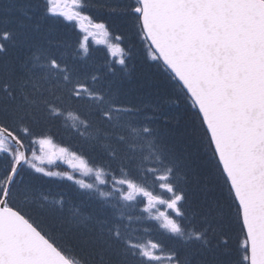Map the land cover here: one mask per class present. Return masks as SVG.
Masks as SVG:
<instances>
[{
    "label": "snow or ice",
    "instance_id": "snow-or-ice-1",
    "mask_svg": "<svg viewBox=\"0 0 264 264\" xmlns=\"http://www.w3.org/2000/svg\"><path fill=\"white\" fill-rule=\"evenodd\" d=\"M49 15L79 28L71 60ZM126 39L160 103L123 89ZM68 122L80 154L46 151ZM65 158L94 181L43 166ZM0 264H264V0H0Z\"/></svg>",
    "mask_w": 264,
    "mask_h": 264
},
{
    "label": "trees",
    "instance_id": "trees-1",
    "mask_svg": "<svg viewBox=\"0 0 264 264\" xmlns=\"http://www.w3.org/2000/svg\"><path fill=\"white\" fill-rule=\"evenodd\" d=\"M103 16L105 20H96L95 22H106V27H108L110 35L108 36L112 43H115V35L118 34V29L116 25L119 23L118 18H113L109 15L107 10L103 12ZM75 22H69L64 20L63 17L59 16H51L49 15L46 22L44 23V29L47 30L51 28V32L49 33V37L55 41H61L64 44L68 45V54L69 59L71 60V52L72 49L76 46V34L79 33V28L73 27ZM123 29V25L120 26V30ZM97 38H89L90 50L89 56L86 57V60L89 64H102L105 58V54L107 52V45L103 42L97 43ZM122 47H125L126 51L131 52L132 59L129 62V73L127 74L124 83L122 85L124 90H130L133 94L139 93L144 96L145 100L153 103H160V100H157L158 93L156 92V88L158 85L155 83L149 84L148 78L152 76L155 71L153 68L149 67L152 63L148 61L145 63L141 58V53L139 51V46L136 45L133 48H129V41L126 39L122 44ZM63 50V49H62ZM162 99V98H161ZM166 110H168L171 114H177V107L174 104L165 105ZM50 138L52 139L51 150H56L61 147L69 148V151H77L79 155V151L76 149L75 144L76 141L71 139L72 129L71 122H68L66 127H62L60 125H56L52 127L51 132L49 133ZM35 151L39 155L40 154V146L37 144L35 146ZM47 170L50 171H59V172H70L73 173L76 178L83 179L85 182H93L94 175L85 176L78 170H69V168L65 165L64 159H55L52 164L45 163L43 165ZM90 166L91 162H90ZM40 175V174H35ZM42 180L45 182V187L51 189L50 195L57 199L60 198L61 195H64L66 198H71L72 191H84L79 189L78 186L72 185V182L63 180L59 177H42ZM71 185V190L68 189V186ZM157 194H159V190L157 189ZM139 200H143L142 197H138ZM143 205L141 204L140 207ZM157 209L159 211H165L166 208L163 205H157ZM157 209H153V214L156 213ZM137 214H141L145 216V220L142 222L146 227H152L155 229L157 227V222L147 218L146 213H140L139 208L134 210ZM156 232L155 230L143 234V238L145 240L152 239H163V235Z\"/></svg>",
    "mask_w": 264,
    "mask_h": 264
},
{
    "label": "rangeland",
    "instance_id": "rangeland-1",
    "mask_svg": "<svg viewBox=\"0 0 264 264\" xmlns=\"http://www.w3.org/2000/svg\"><path fill=\"white\" fill-rule=\"evenodd\" d=\"M86 23V22H85ZM94 38H97L98 40H100L101 42H103L104 44H108V43H112V41L109 39V37L108 36H105V35H103L102 33H97L96 34V36L94 37ZM58 149H56V150H51V147L50 146H48V148L46 149V151H48L49 153H51V152H55V151H57ZM38 155V154H37ZM69 159L70 158H65L64 160H65V165L69 168V170H73L71 167H70V164H69ZM73 163L75 162V161H72ZM78 170V169H77ZM79 171V170H78ZM163 207L165 208V206L163 205Z\"/></svg>",
    "mask_w": 264,
    "mask_h": 264
}]
</instances>
